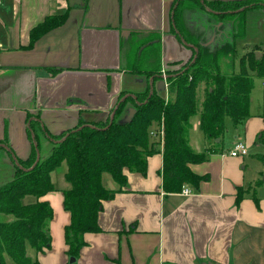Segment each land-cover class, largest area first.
<instances>
[{
    "label": "crops",
    "instance_id": "1",
    "mask_svg": "<svg viewBox=\"0 0 264 264\" xmlns=\"http://www.w3.org/2000/svg\"><path fill=\"white\" fill-rule=\"evenodd\" d=\"M176 1L0 0V157L9 156L13 164L9 151L16 159L30 156L31 120L38 143L47 140L52 148L45 130L60 136L82 119L106 118L120 94L135 89L131 56L141 43L159 44L158 69L188 63L193 46L174 32ZM64 14L62 25L30 46L33 28L49 16ZM194 118L188 137L193 126L204 136L199 118ZM262 134L264 114L250 111L237 126L227 118L219 142L206 138L203 146H196L190 137L191 149L205 159L189 167L203 179L180 192L163 188L162 152L148 157L145 175L125 169L126 185L103 202L101 231L85 234L86 246L73 264H264V182L256 184L264 179L258 157L264 154L258 141ZM238 140L248 146L245 157L229 154ZM103 184L120 189L113 179L106 183L103 178ZM185 189L191 193L186 195ZM41 200L54 212L51 248L37 253L29 247L28 255L40 264H70L65 228L71 217L63 191L56 188ZM57 246L61 253L54 250Z\"/></svg>",
    "mask_w": 264,
    "mask_h": 264
},
{
    "label": "trees",
    "instance_id": "2",
    "mask_svg": "<svg viewBox=\"0 0 264 264\" xmlns=\"http://www.w3.org/2000/svg\"><path fill=\"white\" fill-rule=\"evenodd\" d=\"M258 7H264V0L176 1L172 11L174 32L193 49L186 63L187 70L169 73L165 78L171 97L167 102L156 88L161 77L152 75L150 81L149 76L145 91L135 97L123 95L118 99L112 111L113 121L111 118L105 122L82 119L74 129L60 136H52L45 130L53 139L52 148L38 162L35 125L28 118L30 156L16 159L9 151L14 175L0 185V215L12 217L0 221V264H40L28 255V248L37 253L51 248L50 225L54 212L41 199L56 189L52 173L64 163L67 165L65 180L69 184L63 191L64 208L71 217L65 228V241L68 255L76 259L86 246L85 234L101 231L98 217L103 202L126 185L125 169L145 175L148 157L162 152L163 188L167 193L180 192L187 184L198 186L203 177L194 174L189 164L202 162L205 154L195 153L189 145L192 118L199 116L200 129L207 139H221L227 118L237 126L250 116L255 78H264V48L245 54L240 72H236L235 66L236 42L241 37L236 25L240 18H244V25L246 12ZM200 9L208 14L204 19H195L193 16ZM66 17V14L52 15L33 28L30 46L47 31L62 25ZM157 40L160 43V37ZM149 43L150 40L141 43L139 58L138 51L133 52L135 61L141 58L142 62L141 56L154 48ZM258 49L263 53L259 59L255 55ZM136 67H132L134 72L139 70ZM203 84V97L199 99ZM128 107L135 109L134 116L130 122L120 123L117 119ZM150 130H156L159 136L152 137ZM258 141L264 144V134ZM0 150L3 149L0 147ZM258 157L264 164V154ZM105 174L112 177L119 190L104 186ZM263 182L261 179L256 184ZM27 197L33 200L26 202Z\"/></svg>",
    "mask_w": 264,
    "mask_h": 264
},
{
    "label": "rangeland",
    "instance_id": "3",
    "mask_svg": "<svg viewBox=\"0 0 264 264\" xmlns=\"http://www.w3.org/2000/svg\"><path fill=\"white\" fill-rule=\"evenodd\" d=\"M183 2H182V4H183ZM184 6H187V5H184ZM198 13L199 14H197V15L195 14L193 16L195 19H198V18L204 19L205 15L208 14L201 9L198 11ZM201 15H202V17H201ZM243 19L240 18V22L236 25L240 29L239 35H241L240 38H237V42H236V52H235L236 72L241 71V64H242L241 62H242V58L245 54L252 52V51H255L256 48H259V49L264 48V7H258V8H253V9L248 10L245 14L244 25H243ZM139 48L140 47L136 48V50L134 51L136 53L138 51V58H139V54H140ZM259 49L257 51L262 52V51H259ZM152 51H153V53H152ZM256 52H255V55H256ZM141 57L143 59L142 62H141V58L138 62V61H135L134 55L131 56L132 67L134 65L135 67L137 66L136 68L139 69V70H136L135 72L132 73V74H135L134 75V81L136 83V84L134 83V87H132V88H135L136 90H141L139 93L145 91V88H144L145 83H146L147 79L149 78V76L151 77L153 75V76H157V77H161V78L165 79L167 77V74H169V73L177 72V71L182 72V71L187 70L186 64H184L183 66H181L177 69H170V70L155 69L156 65L159 62L158 46H154L153 49L145 52L143 54V56H141ZM152 78L153 77H151L149 79L151 80ZM136 80L138 82H136ZM167 85L168 86H165V88L163 90L159 89L158 83L156 85L157 90L160 92V94H162V96H164V98L166 99V102L169 101L171 98L170 93H169V83ZM204 87H205V84H203L201 86V89L199 90V99H201L203 97ZM135 89L134 90L132 89L133 91H124L123 93L120 94L119 99L123 95L125 98L135 97L138 94V92L137 93L135 92ZM201 102H202V100L199 101V109L201 108L200 107ZM131 108H133V107H131ZM112 111H113V109L110 110L109 115H107L106 118H103V120H100V121L105 122V121H108L109 118H112ZM250 111L254 114H264V78H257V77L255 78L254 88L251 92V97H250ZM124 112L125 111H123V113ZM123 113L120 114V116L118 117V119H117L118 121L125 117ZM196 117H197V119L199 118L198 115ZM197 119L195 120V118H194L193 121L194 120L197 121ZM150 133H151V130H150ZM201 136L199 135V131H196L195 127L193 126V128L190 132V137H191V141L194 145L203 146V143H204L206 137L205 136L201 137ZM190 137H188V139ZM208 140L206 139V141H208ZM49 145L50 144L47 140H45L44 143L41 139L39 140V153L41 154L42 158H45L46 156L49 155V152L51 149V147ZM162 145H164V138L162 140ZM259 149H264V145H259ZM250 155H256V154L255 153L252 154V152H251ZM8 157H7V155H2V157H0V185H3L5 183L4 182L5 180H7V182H9L13 178V175H14V166H13V164L10 163V160H9L10 158H8ZM253 158H255V156H253ZM66 170H67V165L64 163L61 167L57 168L52 173V177L54 178L53 181L55 183V188H57V190L59 192L64 191V189H65V188H63L62 185L65 184V182H66L65 179H63ZM104 176L105 177H103V178H104L106 183L108 182V180H112V177L109 174H105ZM60 177H62L61 180H60ZM59 180L61 182H63L62 185L59 182ZM30 200H32L31 197H27V200L25 199L26 202H28ZM7 219L11 220L12 217L0 215V221L7 220ZM54 250H56L58 253H61L60 248L58 246L54 247ZM68 257L70 259L69 255H68ZM57 258H58V256H57ZM33 260H36V259H33Z\"/></svg>",
    "mask_w": 264,
    "mask_h": 264
},
{
    "label": "built area",
    "instance_id": "4",
    "mask_svg": "<svg viewBox=\"0 0 264 264\" xmlns=\"http://www.w3.org/2000/svg\"><path fill=\"white\" fill-rule=\"evenodd\" d=\"M165 84H166V86H168L167 85L168 83L166 82V80H165ZM150 134L152 137H158L159 136L156 130H151ZM161 135L163 137V130L161 131ZM229 154L233 157H245L249 154V149H248L247 144L244 141L238 140L234 144L233 148L230 150ZM184 193L187 195L191 192L189 191V189H185Z\"/></svg>",
    "mask_w": 264,
    "mask_h": 264
},
{
    "label": "water",
    "instance_id": "5",
    "mask_svg": "<svg viewBox=\"0 0 264 264\" xmlns=\"http://www.w3.org/2000/svg\"><path fill=\"white\" fill-rule=\"evenodd\" d=\"M262 55H263L262 52H258V51L256 52L257 59H259ZM165 86H166V84H165L164 79H162L161 81L158 82L159 89L163 90L165 88ZM134 113H135V109L131 108L130 111H129V114L124 119L120 120V123L130 122L132 117L134 116ZM113 118H114V115L111 118L112 121H113ZM219 141H220V139L216 140V142H219ZM39 159H40V154L38 153L37 162L39 161ZM75 262H76V258L75 257H70L69 263L73 264ZM207 264H209V263H207Z\"/></svg>",
    "mask_w": 264,
    "mask_h": 264
}]
</instances>
